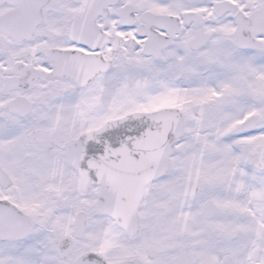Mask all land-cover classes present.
<instances>
[{"label": "snow or ice", "instance_id": "1", "mask_svg": "<svg viewBox=\"0 0 264 264\" xmlns=\"http://www.w3.org/2000/svg\"><path fill=\"white\" fill-rule=\"evenodd\" d=\"M0 264H264V0H0Z\"/></svg>", "mask_w": 264, "mask_h": 264}]
</instances>
